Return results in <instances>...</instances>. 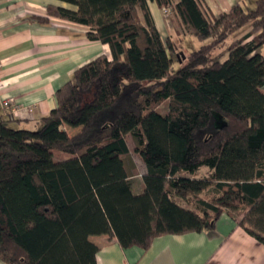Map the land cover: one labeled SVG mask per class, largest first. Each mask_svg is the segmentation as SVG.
Here are the masks:
<instances>
[{
    "label": "trees",
    "instance_id": "16d2710c",
    "mask_svg": "<svg viewBox=\"0 0 264 264\" xmlns=\"http://www.w3.org/2000/svg\"><path fill=\"white\" fill-rule=\"evenodd\" d=\"M59 1L76 9L48 13L86 26L110 56L77 68L34 130L10 127L0 107V259L96 264L91 235L146 249L210 230L222 213L264 244V0L217 15L201 0ZM149 1L208 40L175 71ZM227 39L218 61L212 50ZM128 136L145 165L138 193Z\"/></svg>",
    "mask_w": 264,
    "mask_h": 264
},
{
    "label": "crops",
    "instance_id": "0c3cea01",
    "mask_svg": "<svg viewBox=\"0 0 264 264\" xmlns=\"http://www.w3.org/2000/svg\"><path fill=\"white\" fill-rule=\"evenodd\" d=\"M252 1L202 0L212 15L237 3L250 7ZM148 6L162 36V9L153 1ZM49 7L76 9L59 0H0V98L11 101L3 110L17 128L36 129L55 108L56 90L77 68L101 54L110 56L106 44L86 37V26L50 15ZM134 189L141 191L142 181ZM89 241L98 247L96 264H264V244L227 213L210 230L158 236L146 249L122 248L105 234L91 235ZM0 264L7 263L0 259Z\"/></svg>",
    "mask_w": 264,
    "mask_h": 264
},
{
    "label": "rangeland",
    "instance_id": "374dc122",
    "mask_svg": "<svg viewBox=\"0 0 264 264\" xmlns=\"http://www.w3.org/2000/svg\"><path fill=\"white\" fill-rule=\"evenodd\" d=\"M202 1V0H201ZM256 1V0H255ZM255 1L251 4L252 6H243V8H251L254 6ZM250 4V5H251ZM163 9V8H162ZM162 19L163 23L166 27V31L163 32L162 37L166 38L169 37L172 40L173 46L175 48V51L177 53V56L173 55V63L171 66V70L175 71L181 66V61H182V53L185 51L187 52L188 50H191L193 48L199 47L201 44H205L208 42L206 41H198L194 37L191 36L190 31L186 29L184 26H182L181 22L174 21L172 18V13H169V10L167 13H164L162 10ZM230 43V39L225 40L221 44L217 45L213 50H212V56L216 58L218 61H223L226 59L227 54H226V47ZM260 53L264 55V46L261 47ZM166 106L165 104L161 106V108H158V111H165ZM10 127L17 128L14 125L10 124ZM127 145H128V150L129 153L127 155V159L132 163L133 169L131 171V181L135 187V184L138 183V181H141V177L143 173L145 172V165L139 155L134 151V142L131 139V136H128L127 138ZM54 156L56 159H61L65 160L71 157L70 154L66 152H61L57 150H53ZM204 171V170H202ZM186 176H190L189 174H185ZM199 175H202V172L199 173ZM134 192L136 189H134ZM140 192V191H139ZM179 203L181 204H186L182 202L179 199H176Z\"/></svg>",
    "mask_w": 264,
    "mask_h": 264
},
{
    "label": "built area",
    "instance_id": "2783aa9c",
    "mask_svg": "<svg viewBox=\"0 0 264 264\" xmlns=\"http://www.w3.org/2000/svg\"><path fill=\"white\" fill-rule=\"evenodd\" d=\"M164 13H167L168 12V9L167 8H163L162 9ZM10 104H11V101L9 99H2L0 98V107L2 109H7L10 107Z\"/></svg>",
    "mask_w": 264,
    "mask_h": 264
}]
</instances>
